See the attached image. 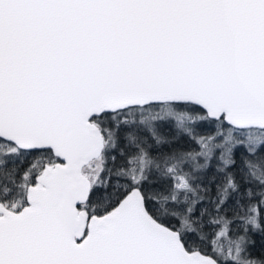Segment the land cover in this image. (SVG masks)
I'll use <instances>...</instances> for the list:
<instances>
[{
  "label": "snow or ice",
  "instance_id": "6c2138e0",
  "mask_svg": "<svg viewBox=\"0 0 264 264\" xmlns=\"http://www.w3.org/2000/svg\"><path fill=\"white\" fill-rule=\"evenodd\" d=\"M0 264H264V0H0Z\"/></svg>",
  "mask_w": 264,
  "mask_h": 264
}]
</instances>
